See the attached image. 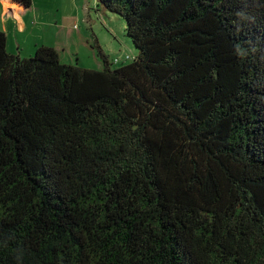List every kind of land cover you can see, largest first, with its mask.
<instances>
[{
	"label": "trees",
	"instance_id": "obj_1",
	"mask_svg": "<svg viewBox=\"0 0 264 264\" xmlns=\"http://www.w3.org/2000/svg\"><path fill=\"white\" fill-rule=\"evenodd\" d=\"M95 3L124 65L0 31V264H264V0Z\"/></svg>",
	"mask_w": 264,
	"mask_h": 264
},
{
	"label": "rangeland",
	"instance_id": "obj_2",
	"mask_svg": "<svg viewBox=\"0 0 264 264\" xmlns=\"http://www.w3.org/2000/svg\"><path fill=\"white\" fill-rule=\"evenodd\" d=\"M43 7L45 8L43 11L32 7V12L28 16L32 17L38 14V18L45 22L50 21L58 13L60 23L70 27L59 30L56 40L41 36L39 31L29 32L22 36L24 39L22 46L15 49L14 52H11L7 46L8 52L19 53L23 57L32 53L36 46L52 47L50 44H55L61 62L81 64L84 67L97 70L103 67V63L97 54L98 50L92 35H95L103 53L111 60L112 67H119L129 62L133 59V54L137 52L133 50L131 40L126 35L124 19L118 14L100 7L97 8L95 0H77L76 2L74 0H60L55 5L48 4ZM74 13L80 16L71 24ZM85 18L91 27L88 26L87 21L86 24L83 22ZM73 26L75 30L81 33L73 30ZM26 44L31 45V47L27 48ZM127 55L130 56L128 60L124 58ZM116 59H119L117 63L115 62Z\"/></svg>",
	"mask_w": 264,
	"mask_h": 264
},
{
	"label": "crops",
	"instance_id": "obj_3",
	"mask_svg": "<svg viewBox=\"0 0 264 264\" xmlns=\"http://www.w3.org/2000/svg\"><path fill=\"white\" fill-rule=\"evenodd\" d=\"M74 1L76 2L77 0ZM57 2H60V0H32L31 6L28 9H24L14 0H0V31L5 33L7 38V46L8 48H10L11 52H14L15 49H18L20 46H22V43L24 41L22 36H25V34L29 32L39 31L41 36L45 38H53L54 40H56L59 30L70 27H66V25L60 23L58 19V13H56L50 19L51 22H44L40 20L38 18V14H36V16L33 15L32 17L28 16V14L32 12V7H35V9L37 10L41 9L43 11L45 9L43 7L44 5H55V3ZM79 16L80 15L74 13L71 24H73V21H75ZM83 22L85 24L87 23L86 18L85 20H83ZM88 26L91 27L90 24H88ZM72 29L75 30L74 26ZM50 45L57 51V47L55 44ZM26 47L30 48L31 45L26 44Z\"/></svg>",
	"mask_w": 264,
	"mask_h": 264
}]
</instances>
